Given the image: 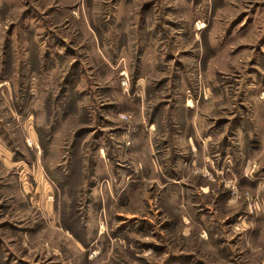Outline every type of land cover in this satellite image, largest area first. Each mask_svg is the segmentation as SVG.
<instances>
[{"label":"rangeland","instance_id":"obj_1","mask_svg":"<svg viewBox=\"0 0 264 264\" xmlns=\"http://www.w3.org/2000/svg\"><path fill=\"white\" fill-rule=\"evenodd\" d=\"M0 264H264V0H0Z\"/></svg>","mask_w":264,"mask_h":264},{"label":"crops","instance_id":"obj_2","mask_svg":"<svg viewBox=\"0 0 264 264\" xmlns=\"http://www.w3.org/2000/svg\"><path fill=\"white\" fill-rule=\"evenodd\" d=\"M150 125H152V123H149Z\"/></svg>","mask_w":264,"mask_h":264},{"label":"built area","instance_id":"obj_3","mask_svg":"<svg viewBox=\"0 0 264 264\" xmlns=\"http://www.w3.org/2000/svg\"><path fill=\"white\" fill-rule=\"evenodd\" d=\"M124 84V83H123ZM124 85H126V84H124Z\"/></svg>","mask_w":264,"mask_h":264}]
</instances>
